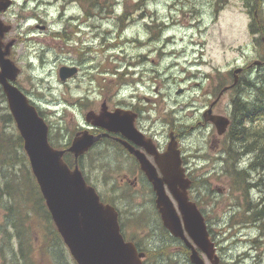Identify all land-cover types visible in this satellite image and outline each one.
<instances>
[{"label":"rangeland","instance_id":"obj_1","mask_svg":"<svg viewBox=\"0 0 264 264\" xmlns=\"http://www.w3.org/2000/svg\"><path fill=\"white\" fill-rule=\"evenodd\" d=\"M132 1L128 0L129 9L125 17L123 14L122 21L117 18L124 13L122 0H114L112 11L93 12L90 16L75 0H13L10 8L0 14L2 20L11 25L3 41L13 40L10 57L20 67L15 82L42 110L50 126L48 135L52 134L51 141L57 143L63 140L61 133L73 131L78 119L87 116L91 108L99 109L102 99L114 101L116 96L121 99L127 87L120 85L138 79L139 71H126L127 76L116 74V71L122 72L128 64L139 63L143 58L141 55L149 54L151 58L148 62L153 65L151 60H154L157 64L160 71L157 80L162 95L169 90L172 99L180 100L175 96L174 85L183 81L188 87L187 98L182 104L184 107L177 106L180 116L189 112L190 105L185 104L198 99L207 83L225 80L228 69L235 68L236 64L241 66L253 62L257 51H263L262 0H143L142 9L133 7ZM250 3L254 5V10ZM124 20L127 22L124 23ZM152 39L154 42L149 43ZM156 48H161L159 56L149 52ZM167 64L173 65L171 70H168L169 66L165 67ZM62 65L76 66L78 71L61 80L58 70ZM130 72H138V75L132 76ZM229 98L226 96L223 103L226 104ZM194 103L197 105L196 100ZM4 104L6 106V102H0V129L5 128L11 140L18 132L13 121H3L1 117V106ZM53 104L57 105L56 113V110L53 112L46 108ZM194 138L196 135L185 137L182 142L194 146L189 142ZM228 140L229 137H225L224 147ZM6 146L10 151L15 149L23 153L15 145H3L1 148ZM207 151L215 153L211 147ZM89 157L87 154L83 158L87 166ZM2 162L8 164L10 161L0 153V164ZM247 165L245 167L249 168ZM231 167L221 164L217 171H229ZM2 168L0 165V194L8 195L17 189L16 179ZM206 174V178L197 180V190L202 195L196 197L208 217L209 236L216 246L220 264H253L254 255L262 256L258 264H264V229L259 239L258 228L248 226L242 229L236 225L243 217L242 192L227 184L228 180L210 179L216 174ZM4 178L8 179L6 185ZM203 179L208 180L209 190L203 185ZM260 180L262 184H259ZM19 181L16 200L2 196L8 205L7 216L22 220L17 231L22 233L23 238H30L24 243L54 244L45 227L47 222L44 225L41 216L30 214V218L23 220L28 216L26 208H32L29 205L33 201L37 203L38 196L32 181L25 178H19ZM252 181L256 184L253 187L255 191L259 190L258 187L264 188L263 175L254 172ZM209 196H213L214 201H208ZM1 203L0 239L3 242L15 241L3 223L5 210ZM132 204L133 210L142 208L143 221L144 217L149 218V214L153 213V206L144 201H132ZM243 220L248 221L246 218ZM132 236L138 241H156V244H148L151 247L170 243V239L162 242V239L155 238L148 229L136 237ZM254 239L258 243L252 242ZM198 251L204 262L210 264L206 256ZM65 259L73 263L67 255ZM186 260L180 248L169 245V248L160 246L156 260H148L146 264H183ZM37 262L43 263L42 255Z\"/></svg>","mask_w":264,"mask_h":264},{"label":"flooded vegetation","instance_id":"obj_2","mask_svg":"<svg viewBox=\"0 0 264 264\" xmlns=\"http://www.w3.org/2000/svg\"><path fill=\"white\" fill-rule=\"evenodd\" d=\"M152 42H154V39L149 43ZM149 52H154L153 55L157 54L159 56V49L157 48ZM141 57L143 58L139 63L128 65L126 63L127 68L124 71H116V74L122 75L124 73V76H127L126 71H139V75L138 72H130L132 76L137 74L138 79L133 80L135 83H131L132 85H124L127 88L124 89V95L121 96V99L118 96L114 101L104 98L99 105V109L96 107L91 108L94 113H99L103 109V111L109 113L117 111L119 115L113 119L101 120L100 122L104 126L93 124L86 116L83 119H78L73 131L66 130L65 133H61V139H64L58 143L69 152L68 146L72 139L78 137L84 131L94 136L99 135L88 151L79 159V167L85 181L94 188L104 204L112 206L116 211L119 232L125 241H131L133 244H156L152 241H138L132 236L136 237L139 233L148 229L156 238L164 240L165 235L161 234V231L164 234L168 233L155 207V192L152 184L142 170L135 153L143 155L156 169L158 176H161L155 157L167 151L170 139L175 140L180 165L184 169L185 177L190 180L188 197L190 200L195 199L198 207V199L194 196V187L197 184V179L206 178L207 176L206 173L197 169L199 159L207 160L209 163L211 161L213 168L208 170V174H215L221 164L239 167L231 160L232 152L235 153V151L230 150V153L224 150V139L227 137V132L233 123L231 114L232 99L244 96L247 94L245 92H249L258 85V87L261 86L262 77L264 76V49L262 52L257 51L253 62L241 64L242 70L238 74H233L231 70L227 83L223 85L220 81L207 83L198 99H192L185 104L190 105L189 112L180 116L177 114L180 111L178 107L171 105L169 102L170 100H173V103L178 102L179 107L183 108L182 104L187 98L188 87L183 83L174 81L172 83L176 82L175 93L178 91L176 95L179 96L180 100L172 99L169 90L162 97L160 84L157 80L160 72L157 64L154 60H151L153 65L148 62V59L151 58L149 54L141 55ZM247 69H250V72ZM233 78L236 80L235 84L224 90V87L232 83ZM226 96H230V98L224 104L223 101ZM195 100L197 105L194 103ZM219 120H228L227 127L221 134L218 133L216 125ZM192 135H196V138L189 142L195 144L194 146L182 142L183 138ZM209 147L215 150L214 154L207 151ZM224 153L225 155L222 156ZM87 154L90 155L88 166L83 162V158ZM225 156L229 160H225ZM248 167H251L249 163ZM254 172L256 171H245V174L249 177V173L253 174ZM252 174H250L251 188L256 185L252 181ZM216 177L222 180L226 179L223 175H212L210 179ZM205 182L207 190H209L208 180L205 179ZM260 182L262 181L260 180ZM258 189L260 191L259 187ZM2 196L9 198L8 195L0 194V202ZM137 200L144 201L154 207L153 214H149V218L144 217V221L142 220L140 223L137 220L140 217L143 218V214L140 212L142 208L133 210L132 204V201ZM1 206L5 210L3 223L8 230L15 232L22 220L7 216L8 205L6 201L3 200ZM41 207L39 213L36 210L35 212L36 215L42 217L44 225H46L47 218L50 221L51 217L44 203L41 204ZM201 213L206 227L209 229L208 217L205 215L204 210ZM28 218L30 217L27 216L23 220L25 221ZM263 220L264 216L259 221L263 222ZM24 224L28 227L27 223ZM168 235L170 234L168 233ZM173 239L174 241L169 244H182L180 239L174 237ZM66 253L72 259L65 244L60 240H57L56 244H26L22 241L3 242L0 239V264H39L37 258L40 255H42V264H63ZM255 256L260 258L259 255ZM186 259L183 264H191L188 258Z\"/></svg>","mask_w":264,"mask_h":264},{"label":"water","instance_id":"obj_3","mask_svg":"<svg viewBox=\"0 0 264 264\" xmlns=\"http://www.w3.org/2000/svg\"><path fill=\"white\" fill-rule=\"evenodd\" d=\"M11 4L12 0H0V13L9 9ZM10 29L11 25L0 17V86L23 139V149L32 174L70 254L77 264H142L144 252H138L132 242L124 241L113 207L100 202L94 189L86 184L77 165L69 168L62 159L63 150L49 144L48 125L27 95L14 84L20 68L9 57L13 40L3 41L4 34ZM76 72L75 66L62 65L58 70L61 80ZM92 116L93 113L89 112L86 117L89 120ZM97 116L108 118L104 111ZM223 131L224 124H220L218 132ZM97 138L85 131L73 138L68 150L76 160ZM174 144L169 143L166 153L156 158L162 178L157 176L156 169L143 155L137 152L136 155L152 183L156 207L164 226L189 249L190 262L205 264L198 248L212 264H218L219 257L215 253L214 242L209 239L203 216L195 203L188 200L189 180L184 178ZM163 181L176 201L177 209L164 192Z\"/></svg>","mask_w":264,"mask_h":264},{"label":"trees","instance_id":"obj_4","mask_svg":"<svg viewBox=\"0 0 264 264\" xmlns=\"http://www.w3.org/2000/svg\"><path fill=\"white\" fill-rule=\"evenodd\" d=\"M75 1L80 3V5L83 7L84 13H87V16L92 15L93 12H96V13L98 12L103 13L106 11L110 12L112 11V9L115 8L114 0H75ZM142 2L143 0H134V2L132 1L133 3L132 6L135 8L137 7L138 9H142V7H144L142 5ZM86 3H87V6L85 5ZM123 3H124V13H121L119 17L117 16V18L120 19L121 21L123 20V14L125 17L126 11L129 9L128 0H124V2L122 0V6H123ZM210 3H215L216 5H219V3L212 2V1ZM130 17L131 16L128 17L127 21H129ZM127 21L124 20V23H126ZM261 23L264 24V19L261 20ZM250 27L252 28V24L250 25ZM259 31L261 32V29ZM263 86H264V80H262V85L260 87L257 86L256 88L247 92V94L245 92L246 94L244 95L245 97L241 96V99L237 98L234 101V107H233V112H232L233 124L228 131L229 140L225 143L226 147H224V150L225 152H227L229 151L227 147L229 146L236 147L234 150H236L237 152L236 151L235 153L232 152V159H233L234 164H238L236 162L238 158L242 159L241 154H239L240 152L248 153L247 160L250 166L252 165L250 168L245 167L243 169L242 168L239 169L240 166L238 164L239 167L236 168V171H235L236 173H239V174L241 173L239 181H238V185H241L243 180L248 179V176L244 174V171L246 172L256 171L258 174H261L264 177V87ZM0 102L2 104L5 102V97H4V94L2 93L1 88H0ZM1 107H3L2 108L3 111L1 113V117L3 121L4 120L8 122L13 121L12 116L9 113L7 106H5L4 104V106L2 105ZM39 114L43 116L42 111L40 109H39ZM3 121H1L2 126H3ZM5 140H7V142ZM22 143H23L22 138L19 135H17L16 138H11L10 140V138H8V134L5 133V128L0 129V147L3 145H11V146L15 145L18 148L22 149ZM229 152L231 153V151ZM0 153L3 155H6L7 160L10 161L8 162V164L2 162L0 165L3 166L2 169L5 168V171L11 177L16 179L17 189H14V191L8 193V197L10 199L16 200L17 193H19V186H20L19 178H25L31 181L32 173L27 163V157L24 152L19 153L18 150H15V149H12L10 151L9 146H6L2 150H0ZM224 155L225 153L222 154V156ZM62 158L69 166L73 165V158L71 154L66 152L64 153ZM249 174H252V173H249ZM4 180H5V185H6L8 179L4 178ZM232 181L233 180H231V184H232ZM32 182L36 185L35 180H32ZM259 184H262V182L259 181ZM253 190L254 189L251 188V194L253 196V200H252L253 204H250L251 207L250 205H248L246 207V210L250 212L249 218L253 221H256V220H260V218L264 216L263 215L264 214L263 213L264 212V188L260 187V191L257 190V192H253ZM23 204L25 205L24 202ZM29 207L36 209L37 213H39L40 210L42 209L39 201L37 203L36 201H33V204L30 203ZM263 225H264V220H263ZM47 231H49V229H47ZM21 234L22 233L18 231L11 232V239L24 242L26 238H23ZM51 234L58 237V234L54 229H52L51 232H49V237H51ZM161 234L165 235L166 241L170 239L168 238V236H166L167 233L164 234V232L161 231ZM258 238L260 239V236ZM162 242H165V241L162 240ZM252 242L258 243L256 239L252 240ZM169 245L177 246L178 248L181 249L185 257L188 256V249L182 244H158L156 247H151L148 244H136L138 250L143 251L145 253V256L143 258L144 264H146L148 260H156L158 249L160 246H165V248H169ZM73 263L76 264L75 262ZM63 264H68V263L64 262Z\"/></svg>","mask_w":264,"mask_h":264},{"label":"bare ground","instance_id":"obj_5","mask_svg":"<svg viewBox=\"0 0 264 264\" xmlns=\"http://www.w3.org/2000/svg\"><path fill=\"white\" fill-rule=\"evenodd\" d=\"M250 1V0H249ZM258 2V1H257ZM260 2V1H259ZM261 4H263L264 5V0H262V3ZM260 4V5H261ZM249 6L252 8L253 7V10H254V5L252 4V3H250L249 4ZM256 8H258L257 6H256ZM264 8V7H263ZM263 11V10H262ZM158 42V41H157ZM157 42H156V44H157ZM147 45V44H146ZM143 48V47H142ZM263 57V56H262ZM169 66V67H168ZM172 66L173 65H170V64H167L165 67H168V70H171V68H172ZM238 67V71H241L242 70V66H237ZM251 67V66H250ZM244 69V68H243ZM257 69V68H256ZM246 70V69H245ZM244 70V71H245ZM248 71L250 70V69H247ZM250 72V71H249ZM259 76V75H258ZM255 77V76H254ZM256 78V77H255ZM249 79H250V77H249ZM254 79V78H253ZM257 79H258V77H257ZM256 81V80H255ZM259 81V80H258ZM248 82V81H247ZM261 83V82H260ZM255 84V83H254ZM262 85V84H261ZM259 86V85H258ZM264 87V86H263ZM247 93V92H246ZM255 97V96H254ZM247 98V97H246ZM260 98V97H259ZM254 100V99H253ZM252 100V101H253ZM170 104L171 105H174V106H179V103L178 102H176V103H173V100H170ZM236 147H227V149H229V151L231 150V151H233L234 149H235ZM234 151H236V150H234ZM191 152H192V150H191ZM237 152V151H236ZM239 153V152H238ZM239 154H241V158L244 160V161H246V162H244L240 167H239V169H243V168H245V166L248 164L247 163V156H248V153H246V152H243V153H239ZM252 163V162H251ZM246 164V165H245ZM199 167L197 168L199 171H201V172H203V173H207L208 172V170L209 169H212L213 168V166H211V161H210V163L207 161V160H203V159H199ZM252 166V165H251ZM236 171V167H234V166H232L231 167V169L229 170V171H225V170H223V171H217V172H215V174L216 175H218V174H220V175H223L227 180H228V182L231 184V180H233L232 181V186L234 187V188H236V189H239L241 192H242V196H243V212H242V214L241 215H243V217L241 218V220L239 221V222H237L236 223V225L240 228H242V229H244V228H247L248 226H251V227H254V228H258V230H259V234L261 233V230L262 229H264L263 228V222H260L259 220H256V221H253V220H251L250 218H249V214H250V212H248L247 210H246V207L248 206V205H250V204H253V202H252V200H253V196H252V194H251V187H250V182H251V178H249L248 177V179L247 180H243V182H242V184L241 185H238V181H239V178H240V175H241V173L239 174V173H236L235 172ZM244 174H245V171H244ZM255 177V176H254ZM257 182V181H256ZM208 201H210V202H212V201H214L213 200V196H209L208 197ZM250 207H251V205H250ZM131 208V207H130ZM133 208V207H132ZM134 209V208H133ZM128 210V209H127ZM137 210V209H136ZM264 213V212H263ZM125 214V213H124ZM264 215V214H263ZM243 218H246L248 221H244L243 220ZM150 221V220H149ZM250 228V227H249ZM260 235H258V237H259ZM242 241V240H241ZM247 241V240H246ZM156 242V241H155ZM260 243V242H259ZM248 244H250V243H248ZM256 244V243H255ZM255 244H254V246H255ZM259 245V244H258ZM257 246V245H256ZM260 247V246H259ZM256 251V250H255ZM252 252H254V251H252ZM12 254V253H11ZM247 258V257H246ZM260 259H262V256H260V258H257L255 255H254V259H253V264H258V262L260 261ZM244 260H246L245 258H244Z\"/></svg>","mask_w":264,"mask_h":264}]
</instances>
